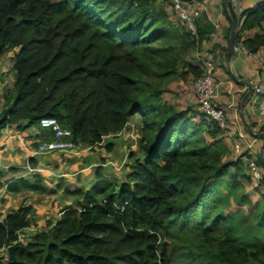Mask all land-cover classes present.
<instances>
[{"label": "trees", "instance_id": "16d2710c", "mask_svg": "<svg viewBox=\"0 0 264 264\" xmlns=\"http://www.w3.org/2000/svg\"><path fill=\"white\" fill-rule=\"evenodd\" d=\"M153 1L0 0V57L15 49V79L2 95L0 134L7 126L23 128L54 116L75 141L92 145L121 131L134 114L144 124L142 155L125 180L100 169L90 189L75 190L78 207L67 204L57 220L28 238L19 234L32 223V204L10 209L0 219V247L7 246L0 264H264V208L256 233L247 235L237 214L221 206L219 183L201 180L212 166L213 177H249L241 156L236 174L228 170L230 161L215 165L227 150L226 132L200 108L195 123L190 109L162 103L158 88L142 96L143 76L155 57L150 44L172 25ZM229 8L241 20L236 41L253 53L264 49V0L240 16ZM202 17L198 37L189 29L192 39L181 36L184 49L209 37ZM246 29L251 33L242 37ZM163 65L173 73L175 58ZM189 66L195 76L202 74L201 66ZM200 129H208L214 141L194 147L191 137ZM256 161L264 185V157ZM3 176L0 170V187ZM6 184L12 192L45 189L24 176Z\"/></svg>", "mask_w": 264, "mask_h": 264}, {"label": "crops", "instance_id": "0c3cea01", "mask_svg": "<svg viewBox=\"0 0 264 264\" xmlns=\"http://www.w3.org/2000/svg\"><path fill=\"white\" fill-rule=\"evenodd\" d=\"M260 1L262 0H240L238 5L233 0H203L206 8L200 22L201 27L206 29L209 35L208 38L202 40L200 46L207 51V56L212 58L216 64L214 74L219 84L218 101L227 108L230 117L239 120V126L256 137L253 148L250 150L253 157H264V116L256 107L254 90L245 99L248 86L241 79L251 82L252 88L255 84L264 82V49L253 53L243 46L240 50H235L232 58H229L227 48L233 17L229 6L240 16L239 9L242 13L244 9L254 7ZM240 25L241 20L237 23V29H240ZM257 29L258 27L254 28V30ZM250 33L251 30L248 29L240 30L242 37ZM2 88L0 86L3 95L6 90ZM140 116L139 113L132 115L121 131L104 135L102 143L82 144L79 149L73 151L36 152L39 142L51 135V130L42 126L40 122L23 128L13 124L2 130L0 170L4 171L3 183L7 176H14L12 179H16L19 175L33 171L35 175L32 176L31 182L35 183L38 179L45 188L44 192L37 196L40 202L28 200L33 207V220L28 229L37 230L48 226V221L43 222L45 216L42 214L48 212V208L50 212L46 215L47 218L54 214L55 198L65 203L74 202L76 198L78 199L75 190L77 188L90 189L97 181V173L100 169L103 175L117 182L126 179L131 170V164L137 156L142 155L139 148L144 133V124ZM134 120L136 128H134ZM248 126L253 132L249 131ZM129 137L132 141L128 140ZM224 140L228 146L232 145L233 138L227 132L224 133ZM108 144L112 147H108ZM243 147H247L246 142H243ZM22 167L26 170L22 171ZM50 186L53 188L50 189ZM3 187H0V191ZM25 190H20L18 193ZM5 196L9 200L6 201L5 206H0V219H3L10 209L23 204L21 202L17 206L11 205L13 204L12 196L10 197L8 192Z\"/></svg>", "mask_w": 264, "mask_h": 264}, {"label": "rangeland", "instance_id": "374dc122", "mask_svg": "<svg viewBox=\"0 0 264 264\" xmlns=\"http://www.w3.org/2000/svg\"><path fill=\"white\" fill-rule=\"evenodd\" d=\"M153 6L156 9H165L168 12V17L172 25L170 27V30L165 31L163 36L153 40V42H151L150 44L154 49L155 57L154 59H150V63H152L150 66V70L143 76L144 89L142 91V96L144 97V95L150 93L154 88H158L160 89L159 96L162 103H165L167 106H171L174 109H190L192 113L191 117H195L193 121L195 123H200L198 97L195 90L192 88V81L195 77V73L194 71H192L189 65L192 64L201 66L200 57L202 55H208L207 51L205 49H202L200 44L184 49V43H182L181 36L186 39V41L188 39H192L193 37H191L190 34L187 35L189 28L181 20L177 12L168 4L167 0H154ZM186 37H188V39ZM14 53L15 49H8L0 57V86L3 87L4 90L11 87L15 79V72L12 68V57ZM173 57L176 61V67L175 71L169 74L166 73L169 68L167 66H164L163 63L164 59H173ZM2 106L3 97L2 91L0 90V107ZM133 123L135 124L134 128H136V121L134 120ZM135 134L138 136L137 133ZM130 137L133 138V136ZM130 137L128 140H131ZM203 140H206L210 143L214 141V137L208 129H200L198 131V134H195L191 137L190 143L194 147H197L201 145ZM233 142L231 146L227 147V150L224 151L221 156V160H217L215 165L219 164L222 161H230L231 164L228 166V170L231 173L236 174L238 173V168H236L235 166V161L240 158L241 152L235 149V147L233 146ZM246 149L247 147L242 146L240 151L243 152ZM209 155L210 152L203 153L202 157H208ZM202 157L197 158L198 162L202 161ZM255 158L258 159L259 156ZM246 164L247 165L245 168H243V170L245 173L249 174V177L240 175L239 177H237V181H233L229 173L213 177V175H210L211 171L214 169V167L212 166L205 169L204 175L201 177V180L217 181L219 183L221 191V206L223 207L224 211L228 212L231 210L235 214H237L236 216L239 221L241 231L247 235H250L256 233L257 226L262 223L261 216L262 210L264 208V185H261L260 181L254 179V177L252 176V170L249 166L250 163L246 162ZM25 170L26 168L22 167V171ZM34 175L35 174L32 171L19 176H26L31 180L33 178L32 176ZM13 177H5L4 183H7ZM36 181H38V179ZM52 188L50 186V189ZM7 192L10 197L12 196L11 202L13 201V204L11 205L17 206L21 202L24 204H28L29 201L40 202L38 201L37 196L38 194H42L44 191H32L31 189H26L25 191H21L20 193H18L19 191L12 192L8 189H5L4 192L0 191V206H5L7 204L6 201L9 200L7 196H5ZM55 199V208L53 209L54 214H51V216L47 218L46 215H49L50 212V209L48 208V212L42 214L43 216H45L43 222L57 220L63 214L62 209L67 204H71L77 207L79 206V203H77V198L72 203H65L58 198ZM34 231L35 230L33 229H27L23 234L26 238H28ZM261 235L264 238V228Z\"/></svg>", "mask_w": 264, "mask_h": 264}, {"label": "built area", "instance_id": "2783aa9c", "mask_svg": "<svg viewBox=\"0 0 264 264\" xmlns=\"http://www.w3.org/2000/svg\"><path fill=\"white\" fill-rule=\"evenodd\" d=\"M168 4L177 12L181 20L187 25L190 32L194 37L199 36L197 21L203 14L206 5L203 0H167ZM236 4L240 0H233ZM240 8V7H239ZM240 15H241V9ZM244 45L237 42L235 50H240ZM201 67L203 68L202 74L195 76L192 81L193 89L195 90L200 110L209 118L215 121L219 127L227 132L233 138V146L240 153V156L250 163L252 176L258 181L262 180L263 172L256 158L250 153L256 141L246 129L239 126L237 118L230 117L228 110L225 106L221 105L218 101L219 97V84L215 77L216 64L209 56H201ZM253 90L256 93V107L259 113L264 116V82L255 84ZM2 107H0V112ZM40 124L51 130V137L41 140L36 148L39 153H51L55 151H73L81 147V142H77L72 137V131L69 127L63 126L61 122L54 116H45L40 120ZM102 140L94 143H102ZM243 142L247 143V153L240 151ZM7 190V185H4L2 192ZM21 232L20 238L25 237ZM7 246L0 247V256L6 255Z\"/></svg>", "mask_w": 264, "mask_h": 264}, {"label": "water", "instance_id": "95a60500", "mask_svg": "<svg viewBox=\"0 0 264 264\" xmlns=\"http://www.w3.org/2000/svg\"><path fill=\"white\" fill-rule=\"evenodd\" d=\"M236 27H237V21L232 17L231 18V32L229 37V45H228V56L229 58H232L234 51H235V44H236ZM243 82L247 83L248 86V93L245 97V99L248 98L249 94L252 92V83L247 81L246 79H241ZM249 131L253 132L250 126H248Z\"/></svg>", "mask_w": 264, "mask_h": 264}]
</instances>
